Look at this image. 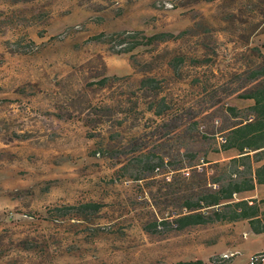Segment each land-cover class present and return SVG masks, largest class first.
Returning <instances> with one entry per match:
<instances>
[{"label":"rangeland","instance_id":"1","mask_svg":"<svg viewBox=\"0 0 264 264\" xmlns=\"http://www.w3.org/2000/svg\"><path fill=\"white\" fill-rule=\"evenodd\" d=\"M178 1L0 0V264H174L196 258L211 264L209 256L220 255H232L229 264H247L250 251L264 245L247 224L240 231L244 239L232 246L228 223L146 233L142 222L151 216L178 212L152 195L159 184L166 189L169 169L141 181L119 169L136 146H157L156 153L174 161L195 154L183 156L180 165H203L209 176L219 171L216 163L229 160V151L215 150L221 128L232 123L225 106L244 82L238 76L261 60L252 48L264 54V5L252 0L259 7L249 10L248 0ZM189 27L193 31L182 38L134 51L152 68L144 73L132 68L128 54H112L89 39L121 29L152 34ZM29 41L36 50L20 52ZM201 42L216 56L196 66L191 58L208 56ZM179 53L186 57L183 78L165 64ZM103 75L118 80L105 88L89 85ZM146 75L158 78L161 96L177 106L172 130L158 127L159 119L137 97V82ZM189 122L200 130L186 132ZM110 149L114 155L101 156ZM88 200L104 204L94 223L43 219L49 207ZM26 237L35 248L18 245Z\"/></svg>","mask_w":264,"mask_h":264},{"label":"trees","instance_id":"2","mask_svg":"<svg viewBox=\"0 0 264 264\" xmlns=\"http://www.w3.org/2000/svg\"><path fill=\"white\" fill-rule=\"evenodd\" d=\"M19 1V0H12ZM212 0H179L178 6H190L200 2H210ZM264 5V0L258 1ZM248 8L253 6L252 10L258 8L259 5L252 0H248ZM264 10V8H263ZM252 12V11H251ZM264 13V11H263ZM119 14V13H118ZM121 14V13H120ZM119 14V15H120ZM196 25V24H195ZM194 28H186L177 33L171 31H159L152 34H146L140 29L130 30L121 29L113 32H99L89 39L96 43L103 44L112 54L124 55L128 54V60L132 68L136 72L150 71L152 68L147 62H142L138 59L134 51L139 47L153 49L161 42L169 40H177L188 33H191ZM18 43V42H17ZM200 46L208 49L204 57H193L190 61L193 65H203L212 60V56H216L215 51L210 48L207 42H201ZM37 45L33 41L21 46L23 53H30L36 50ZM252 51L257 54L261 60L255 66L247 68L240 74L244 75V82L234 89L238 92V96L242 98H250L254 100V104L248 109L251 115V120L248 119V114L236 115L234 123L226 124L221 130L223 131L224 140L220 141L215 151H230L235 148L239 152H244V149L257 147L264 144V54L253 47ZM186 57L183 54H174L166 59L165 64L170 71L177 77L183 78L182 67L184 66ZM102 64V70L105 71V64ZM112 80H118L117 77L103 75L89 82V85H97L100 88H105ZM194 84L198 83V78L192 80ZM138 99H143L145 109L150 111L159 120L155 122L158 127L169 126L172 130L175 124L170 125L176 116L177 106L174 108V102L166 96H161V82L154 76H142L137 82ZM207 86L204 85L202 90L205 91ZM135 103L134 108L138 105ZM179 105V104H177ZM232 108L229 105L225 106V112L228 118L231 117ZM151 122L152 120L149 118ZM170 122V123H169ZM121 123V122H120ZM197 122H189L185 128L186 132L197 130L199 126ZM241 124V125H239ZM118 134H113V137ZM144 135L142 132L139 136H133L136 140ZM110 134V138H111ZM157 146H154L156 148ZM154 148H149L143 151L141 146H136L132 152V156H128L124 164H121L120 170L122 173H129L135 181H141L146 177L152 176L155 171L163 168H168L169 174L164 176L166 189L162 190L159 184L154 191V199H165L164 203L168 207L177 210L173 214L163 216L153 215L150 219L142 222V229L148 234L165 235L171 232H181L193 226H206L215 222H231L240 219H247L250 228L254 233L264 231V217L261 219L256 217L258 209L255 204H248L246 199L236 200L238 193L247 191L253 188L254 182H264V164L255 170H247L245 164L242 170L232 169L231 160L216 167H220L219 171L213 172L210 176L207 174L205 167L188 165L187 167L180 165L184 162L183 156L193 158L195 154L183 153L182 159L174 161L170 159V155H160L156 153ZM114 155L109 150L101 151V156L106 154ZM167 157L168 159H166ZM207 162V160L203 161ZM202 164V162H201ZM177 165V166H176ZM184 169H190L188 175L181 174ZM236 174V177H233ZM169 175V176H168ZM212 185H216L215 188ZM104 204L95 200H88L76 203H66L55 205L47 208L43 219L56 220L57 218L69 217L77 221L85 223H94ZM264 216V215H263ZM13 214H9L7 219L14 223ZM7 220V221H8ZM89 227V226H88ZM95 227V226H94ZM93 234H97L98 228H90ZM18 245L23 249L35 248L34 243L27 237L21 238ZM2 253L0 252V256ZM232 261V255L209 256L211 264H229ZM174 264H206L201 259L179 260Z\"/></svg>","mask_w":264,"mask_h":264},{"label":"crops","instance_id":"3","mask_svg":"<svg viewBox=\"0 0 264 264\" xmlns=\"http://www.w3.org/2000/svg\"><path fill=\"white\" fill-rule=\"evenodd\" d=\"M238 92L239 91L236 92V95L233 94L230 99V106L232 108L230 117L232 124L237 118L236 115H242L244 113H247L248 119L251 120L252 118L250 113H248L249 112L248 109L254 104V100L250 98H242L237 95ZM228 159L231 160L232 169L242 170L245 164V168L247 170L253 171L264 164V144H260L257 147L244 149V152H239L233 147L229 151ZM235 199L236 200L246 199L248 201V204H255L258 209L256 217H259L261 219L264 217L263 216L264 215V182H260V183L254 182L252 189L238 193ZM216 223L231 224L232 229L230 230V238L228 242L229 246H232L233 244L238 243L244 239L242 232H240L244 224L248 225V229L251 233L260 235L259 238L264 239V231L260 233H254L250 228L247 219H240L231 222H216ZM257 251H264V245L250 251L249 254L251 255ZM230 254L236 255L237 253L231 252Z\"/></svg>","mask_w":264,"mask_h":264},{"label":"built area","instance_id":"4","mask_svg":"<svg viewBox=\"0 0 264 264\" xmlns=\"http://www.w3.org/2000/svg\"><path fill=\"white\" fill-rule=\"evenodd\" d=\"M222 140H224V138H221V141ZM188 173H189L188 170L183 171V174L185 175H188ZM233 176H236V174H233ZM247 264H264V251H257L251 254L249 256V260Z\"/></svg>","mask_w":264,"mask_h":264}]
</instances>
